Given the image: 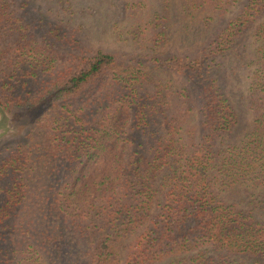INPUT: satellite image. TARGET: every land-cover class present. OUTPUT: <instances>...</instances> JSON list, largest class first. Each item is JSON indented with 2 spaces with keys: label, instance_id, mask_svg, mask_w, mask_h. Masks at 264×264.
<instances>
[{
  "label": "trees",
  "instance_id": "obj_1",
  "mask_svg": "<svg viewBox=\"0 0 264 264\" xmlns=\"http://www.w3.org/2000/svg\"><path fill=\"white\" fill-rule=\"evenodd\" d=\"M108 1L128 51L82 32L95 0H0V112L31 120L0 142V264H264V0ZM176 2L186 54L160 51Z\"/></svg>",
  "mask_w": 264,
  "mask_h": 264
},
{
  "label": "rangeland",
  "instance_id": "obj_2",
  "mask_svg": "<svg viewBox=\"0 0 264 264\" xmlns=\"http://www.w3.org/2000/svg\"><path fill=\"white\" fill-rule=\"evenodd\" d=\"M89 4L86 9V15H83L78 19V22L82 24L85 28L82 32H87L89 41L95 47L109 50V51H119L123 49L128 51L123 44L117 40L116 28L114 27L115 22L121 23L119 15L117 13H112L107 8L109 4L108 0H95ZM43 0H39V5L44 6ZM42 13L44 11H41ZM48 16L50 13L47 14ZM188 22L183 21V17L180 13V5L178 2L174 3L170 12V40L168 44L165 45L160 51L162 53H178L186 54L190 53L196 49H199L203 44V32H192L188 33L189 30L186 29ZM119 27H122L120 25ZM118 27V28H119ZM215 28V26H213ZM251 32L245 35L238 47L235 49V53L229 60V83L230 92L234 99V102L238 105L241 124L235 133L229 135L228 140L234 141L237 137L243 136L250 128L251 118L250 115L245 110L244 106L240 103V96L243 94L245 88V83L247 81L248 70L246 65H244L240 60L243 61L249 59L251 54ZM161 79L170 82L173 87L180 89L183 85H187L186 81L174 77L173 75L162 72L160 74ZM195 120H197L195 116ZM30 115H26L23 112H0V142L6 143L15 139L21 138L30 129Z\"/></svg>",
  "mask_w": 264,
  "mask_h": 264
}]
</instances>
